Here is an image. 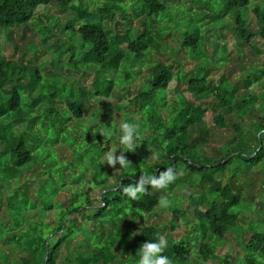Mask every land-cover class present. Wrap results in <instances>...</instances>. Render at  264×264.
<instances>
[{"label":"trees","instance_id":"16d2710c","mask_svg":"<svg viewBox=\"0 0 264 264\" xmlns=\"http://www.w3.org/2000/svg\"><path fill=\"white\" fill-rule=\"evenodd\" d=\"M54 1L69 9L70 17L61 25L67 40L52 45L47 60L19 64L0 53V264H138L137 251L158 236L168 240L163 255L172 264H264V221L240 228L248 190L233 183L234 174L264 162V92L258 96L249 89L264 73V49L251 44L255 36L264 40V0H189L208 12L189 7L188 0L179 5L162 0H0V30L27 24L38 7ZM117 14L120 27L112 32L105 20ZM229 16L240 53L247 47L263 59L260 64L251 59L240 79L221 69L214 72L227 62L226 43H213L212 55L206 46L205 20L218 25ZM46 17L48 24L38 22L43 43L59 21L55 15ZM135 19L140 25L133 24ZM168 33L173 43H165L170 51L164 53L161 40ZM140 66L148 73L135 93H125L120 118L113 121L107 98L133 80ZM57 67L88 69L94 76L89 86H75L57 73L49 76ZM175 78L185 81L193 99L181 92L168 96ZM95 98L100 106L90 119H98L87 125L81 120ZM209 98L219 111L212 126L204 118L208 108L203 100ZM100 109L108 110L107 118ZM122 122L137 124L144 139L133 151L123 150L127 168L103 164ZM244 122L256 126L252 145H241L238 138L227 146L207 144L228 124L241 131ZM104 130L117 135L109 140L100 133ZM208 146L216 158L206 153ZM64 152H71L69 159ZM149 152L159 158L151 159ZM235 157L242 166L230 169ZM167 167L177 175L167 189L149 188L138 201L122 195L121 185L138 181L142 173L158 176ZM71 179L78 188L56 201ZM194 184L201 191L188 195L189 214L179 194ZM163 199L167 207H161ZM179 227L176 237L172 232ZM229 236H242L238 254L219 255V245Z\"/></svg>","mask_w":264,"mask_h":264},{"label":"rangeland","instance_id":"374dc122","mask_svg":"<svg viewBox=\"0 0 264 264\" xmlns=\"http://www.w3.org/2000/svg\"><path fill=\"white\" fill-rule=\"evenodd\" d=\"M128 0H124V2H127ZM164 2H167L169 5H179L185 0H162ZM260 1V0H255ZM261 2V1H260ZM129 3V1H128ZM186 4L189 7H193L197 9L198 11H204L206 10L208 12V9H206L202 5H198L196 3H191L189 0L186 1ZM55 15L58 17V22H53V34L52 38L47 42L43 43L41 40V35L39 31V24L38 22H42L45 24H48L49 21H47L46 16ZM70 17V11L69 9L62 10L58 3L56 1L50 3L49 5L40 6L37 8V11L35 13L34 20L29 21L25 25H19L10 29H1L0 30V53L3 56V58L7 60H14L17 63L21 64L22 62H26L28 60H32L33 64H39L43 60H47L52 55V45L61 43V39L67 40V36L62 33L61 31V25L69 21ZM118 18H121V14H117V16L112 19L107 18L105 20V24L108 26L109 29H111L112 32H116L119 30L120 24L117 22ZM166 20H162V23H164ZM208 22V28L207 34L210 36V41L207 42V51L212 55L214 54L216 48L213 46L214 44H221L226 43V50H227V62L223 64L221 68L215 69L214 72H219L221 69V72H225L229 74L231 77L240 79L241 75H243L247 71V65L248 62L253 59L257 63L260 64V62L263 59H257V55L254 51L251 49L244 47L243 53L237 49V46L235 44V38H234V32H233V26L232 22L233 19L229 16L228 18H225V21L222 23H219L218 25L215 24L214 21H211L209 19L205 20ZM248 21L253 24L254 23V17L251 11H249ZM231 23V26H230ZM133 24L140 25V22L138 19L133 20ZM166 42L173 43L172 41V35L168 33L164 39L161 40V43L163 44V52L167 53L169 52V48L165 45ZM251 44L254 46H257L259 48L264 49V40L260 36H255L251 40ZM33 45L35 48H31L30 46ZM157 54L156 51H151L150 55ZM150 57V56H149ZM69 58V54H66L62 57L63 61H67ZM182 65V62L180 66ZM141 69L139 73H137L136 77L131 80L127 85H125L121 89H116V91L113 92V94L107 98V100L110 102L111 113L113 118V121H116V119L120 118L121 111H120V105L127 101L128 97L125 95L127 91L131 93H135L136 90L140 87L142 80L145 78L146 74L148 73V70L145 66H140ZM176 68L174 67V70ZM59 71V73H58ZM54 73H57V75L62 79L65 83H74L75 86L78 85V83L83 84L85 86H89L92 79H93V72H90L88 69H85L83 71L74 70L73 68H66V67H57L56 70L50 69L48 74L49 76H52ZM232 78V79H233ZM219 80V75L212 77V82L217 83ZM16 81V77L9 81L6 85L7 87L12 86V84ZM21 82L26 81V77H22L20 79ZM19 81V82H20ZM171 87L168 91L169 97L176 96L179 92L183 93L184 96L187 98L193 99V96L191 93L186 90V83L184 80L180 79H173L171 82ZM241 88H245L243 81L239 83ZM249 89H251L254 92H257V95L260 96L261 93L264 92V73H260V79L249 86ZM132 95V94H131ZM135 95V94H133ZM131 98V96H129ZM99 98H95L89 101V107L86 112L85 118L81 121H87V125H92L97 119L91 120L90 119V112L93 111L94 108L99 107L100 103L97 100ZM210 98L204 99V107H207V111L205 112L204 118L209 124V126H212V116L217 114L219 111L217 108H214L210 105ZM200 101V100H198ZM196 100V102H198ZM39 109V113H40ZM103 119L107 118L105 117L108 113L107 109H100ZM38 113V114H39ZM36 114V116H38ZM250 117H248L249 119ZM227 121H230L229 116H226ZM79 121V122H81ZM237 121V118L235 119V122ZM248 122V120H246ZM74 122V125L78 126L79 130H82L81 123ZM117 122V121H116ZM33 123V122H31ZM34 124V123H33ZM217 135L212 137L210 141L207 143L208 145H221L227 146L230 141H235L236 138L240 141L242 140L243 143L247 144L248 146L252 145L253 143V137L256 135V126L252 125L251 123H243L242 129L240 131L236 130L235 127H233L231 124H228L227 127L223 130H218ZM225 136V138L223 137ZM117 138V137H116ZM213 143V144H212ZM123 146L120 145L119 140L117 138V141H113L111 144V151L117 150L115 155L119 156L124 153L123 150H121ZM208 152H206L208 155H214L215 158L217 157L216 152H213V148L211 146H208ZM68 149V147H67ZM237 151H242L238 147L236 148ZM70 150V149H68ZM152 152V151H151ZM244 153V152H243ZM155 155L154 153L149 152V156ZM234 154V153H233ZM64 157L66 159H69L71 156V152H64ZM151 159L152 158L151 156ZM239 159L237 157L234 158V162L230 166L231 168L234 167H241L242 164L239 163ZM240 164V165H239ZM68 177V174H67ZM233 183H235V186L243 187L248 190V194L244 197L246 201H244L245 209L240 212V221L239 225L240 228H247L248 225H250V222H261L264 221V162L254 166L251 170L246 171L245 173H237L234 174V180ZM79 184L75 182L74 180H69L65 187L62 188V191H60L56 197L55 200H60L63 202L68 198L69 195V189L70 188H78ZM33 189V188H32ZM261 190V191H260ZM201 191V187L197 184H194L190 188H185L180 192L179 196L183 200V205L188 208L187 212L190 214L192 212V208L190 206V200L191 198L188 196L189 194L193 195L195 193H198ZM263 194V198L261 197ZM199 207H203V204H199ZM181 228L174 230L172 233L174 236L179 237L181 234ZM244 234V232H243ZM242 234V235H243ZM247 239L249 238L248 235H246ZM242 241V236H229L227 241L220 244L218 247V254H226L229 253L230 256L234 254H238V246L237 242ZM18 249H15L17 251ZM209 264H219L218 260H215L213 262H209Z\"/></svg>","mask_w":264,"mask_h":264},{"label":"clouds","instance_id":"9594fccd","mask_svg":"<svg viewBox=\"0 0 264 264\" xmlns=\"http://www.w3.org/2000/svg\"><path fill=\"white\" fill-rule=\"evenodd\" d=\"M103 137L109 140L117 134L112 131H101ZM118 140L123 147L121 150L133 151L137 145L144 140L138 130V125L135 123L122 122L119 126ZM115 151H110L105 157L103 164L107 162L109 166L115 167L117 163L122 168L129 167L130 163L126 157L121 154L115 155ZM152 158L158 159L156 155H151ZM177 179L176 171L172 167H167L166 170L160 171L159 175L142 173L138 181L130 183L126 186L121 185L122 195L129 200L138 201L148 192L149 188L156 190L167 189V187ZM161 207H167L169 201L163 199L160 201ZM168 247V240L164 236H158L155 240L145 242L137 251L138 264H172L171 259L163 255Z\"/></svg>","mask_w":264,"mask_h":264}]
</instances>
